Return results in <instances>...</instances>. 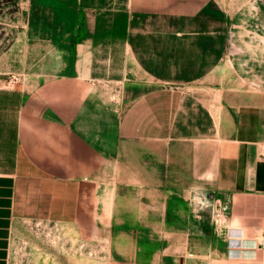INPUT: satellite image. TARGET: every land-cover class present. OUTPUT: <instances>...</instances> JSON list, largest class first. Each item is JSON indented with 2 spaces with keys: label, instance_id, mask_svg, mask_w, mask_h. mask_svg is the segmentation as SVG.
<instances>
[{
  "label": "crops",
  "instance_id": "0c3cea01",
  "mask_svg": "<svg viewBox=\"0 0 264 264\" xmlns=\"http://www.w3.org/2000/svg\"><path fill=\"white\" fill-rule=\"evenodd\" d=\"M67 21L27 23L59 25L52 38L47 27L28 32L29 56L63 58L51 74L39 70L38 80L14 85L1 80L0 264H11L25 222L71 227L91 243L105 234L115 250L109 264H208L162 251V232L190 231L188 218L201 212L163 213L162 202L178 201L179 186L196 184L205 189L192 202L205 199L213 214L215 207L227 211V224L213 230L223 246L217 262L257 264L264 249L256 240L264 232V87L246 101L221 95L209 85L226 71L220 63L205 66V96L160 81L127 86L115 104L95 75L107 50H98L96 35L74 42ZM201 152L205 179L196 181L194 154ZM210 248L205 240V258Z\"/></svg>",
  "mask_w": 264,
  "mask_h": 264
},
{
  "label": "rangeland",
  "instance_id": "374dc122",
  "mask_svg": "<svg viewBox=\"0 0 264 264\" xmlns=\"http://www.w3.org/2000/svg\"><path fill=\"white\" fill-rule=\"evenodd\" d=\"M32 18L68 19L76 43L97 36L98 50L109 55L98 58L97 83L115 104H121L127 86L160 81H177L187 94L205 96V66L211 71L220 63L226 71L209 85L220 88L221 95L246 101L264 87V0H0V88L6 87L1 80L8 83L12 77L36 81L39 70L50 69L49 75L63 60L55 53L28 55L32 27H47L51 38L60 32L59 25H28ZM193 163L195 180H204L205 153L194 154ZM204 189L203 184L186 191L179 186L178 201L162 202L163 213L201 211L188 218L190 231L162 232V251L219 264L217 251L223 246L213 230L226 225L227 216L224 207H215L213 214L205 199L191 201ZM171 219L163 215V225ZM205 240L213 245L207 258ZM256 240L264 248V232ZM166 244L172 249H164ZM113 251L105 234L91 243L71 227L25 222L14 235L11 264H109ZM257 264H264V249Z\"/></svg>",
  "mask_w": 264,
  "mask_h": 264
},
{
  "label": "built area",
  "instance_id": "2783aa9c",
  "mask_svg": "<svg viewBox=\"0 0 264 264\" xmlns=\"http://www.w3.org/2000/svg\"><path fill=\"white\" fill-rule=\"evenodd\" d=\"M17 82H18V80L15 77H12V79L10 80V84H12V85L16 84ZM260 159L262 161H264V148L261 149ZM223 211L225 212V215H226V213H227L226 208H224Z\"/></svg>",
  "mask_w": 264,
  "mask_h": 264
},
{
  "label": "bare ground",
  "instance_id": "6f19581e",
  "mask_svg": "<svg viewBox=\"0 0 264 264\" xmlns=\"http://www.w3.org/2000/svg\"><path fill=\"white\" fill-rule=\"evenodd\" d=\"M221 75V74H220ZM221 224V223H220ZM238 240V239H237ZM252 241V240H251ZM256 241V240H255ZM257 241H259V240H257Z\"/></svg>",
  "mask_w": 264,
  "mask_h": 264
}]
</instances>
